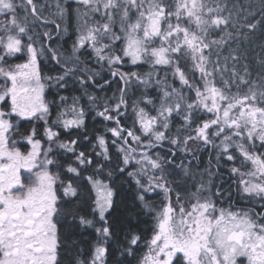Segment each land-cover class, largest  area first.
<instances>
[{
	"label": "snow or ice",
	"instance_id": "obj_1",
	"mask_svg": "<svg viewBox=\"0 0 264 264\" xmlns=\"http://www.w3.org/2000/svg\"><path fill=\"white\" fill-rule=\"evenodd\" d=\"M38 23L43 31L36 30ZM52 26L57 39L74 31L70 53L52 46ZM258 32L264 37V0L258 9L239 0H0V101H11L10 112L0 111V264H64L62 249L67 264H109L113 242L114 264H126L128 257L136 264H264V55L253 65L244 49L256 46ZM259 47L264 52V40ZM85 51L107 66L112 79L104 85L117 83L119 96L106 98L102 108L88 92L104 85L82 59ZM19 53L25 62L9 64ZM41 59L62 71L42 74ZM126 59L149 70L121 71ZM69 78L96 117L114 124L106 130L117 163L107 172L101 163L85 176L92 156L77 151L79 138L61 140L53 130L86 128L81 97L69 105L61 96L65 107L50 118L45 81L63 89ZM129 101L132 128L119 119ZM13 115L43 121L48 147L33 126L23 137L31 147L21 152L11 135L16 126L5 118ZM177 117L181 123L172 133ZM96 140L95 155L111 161L105 137ZM165 142L171 147L162 153ZM193 144L211 146L217 169L221 160L231 162L228 171L238 181L227 188L215 182L222 174L211 171V159L199 172L183 157L176 163L178 153L195 155ZM117 175L135 185H129L130 207L117 200ZM85 206L90 214H82ZM141 212L152 219V235L138 256L144 238L131 220ZM65 225L69 231L62 235ZM77 228L95 230L87 257L72 239Z\"/></svg>",
	"mask_w": 264,
	"mask_h": 264
},
{
	"label": "trees",
	"instance_id": "obj_2",
	"mask_svg": "<svg viewBox=\"0 0 264 264\" xmlns=\"http://www.w3.org/2000/svg\"><path fill=\"white\" fill-rule=\"evenodd\" d=\"M45 0H37V3H44ZM249 2H252L254 6L258 9L259 8V0H239L240 4L247 5ZM47 11L45 12V15H47ZM53 28V36L54 40L52 41V46H61L66 54L70 53V46L75 39V33L74 31L70 32L68 35L63 36L62 38L57 39L56 38V33L54 31V26ZM36 30L37 31H43L44 29L41 27V25L38 23L36 25ZM264 40V37L260 36L259 32L257 33V39H256V46L252 47L248 44L244 45V49L247 50V56L250 61H252L253 65L255 64L254 57L264 55V52H262L261 48L259 47V44L261 41ZM26 42V41H25ZM27 59L26 55L23 53L17 54L16 57L11 58L8 63L9 64H16V63H24L25 60ZM82 59H87L89 61V67L94 69L95 71L99 72V75L96 77V82L100 85H104L105 80H111L110 73L107 71V66H105L103 69L100 67V65L96 64L94 61L91 60L90 53L85 51L82 53ZM38 64L41 68L42 74L44 75H56L58 72L62 71V69L59 68V66L55 65L54 62L50 60H44L41 59L38 61ZM121 70V68H120ZM148 65L146 64H138V65H132L129 69L124 70V71H137V72H147ZM122 71V70H121ZM118 79V78H117ZM1 82H5L3 78H0ZM45 89H44V99L45 101L49 104L50 106V118L55 119L57 112L65 107V105L60 103V97L64 96L67 97V103L70 105L72 102V97H81V104L84 106L86 109L87 115H86V128L85 129H72L71 133H67L63 130V128L60 127H54V131H58L60 133V139L61 140H70V139H77L79 138L80 143L77 145V151H85L87 154L91 155L94 163L93 165L88 168L86 171H84V175H88L91 173L98 164L103 163L105 166V172L110 167H114L117 163V155H116V150H114V147L112 146V140L114 139L111 135L110 132H108L106 129L113 127L114 124L112 121H105L100 117H96V110H93L89 102L87 100V97L83 95V92L80 88V85L73 79L69 78L67 82V86L63 89L58 88L52 81H45ZM177 87H179V83L177 82ZM117 90V83H112L111 87L104 85L103 90L96 88V87H89L88 92L96 95L99 97L97 103L103 107L104 101L106 98H110L113 96L115 93L116 96H119V93L116 91ZM151 91V90H150ZM154 94V93H153ZM129 95H132L129 93ZM136 95H139V91L136 92ZM135 96H133V99ZM6 101H0V111H5V112H10V98L6 97ZM8 108V109H7ZM123 111V109H122ZM155 114V113H153ZM96 117L95 119H93ZM6 119H9L11 123L16 126L13 130L14 133L12 134L13 138L16 140V147L22 151L25 152L27 144L25 140L23 139L24 136H26L32 129L33 126L37 128V131L39 135L37 136L38 139H41L42 145L44 148H47L45 146L48 145L47 141L44 140L43 136V128H44V122L39 120V121H32L31 123L26 122V120H18L14 121L13 116H6ZM67 118H71V114L68 115ZM121 120V124L123 126H126L128 128H132L133 126V121L135 119L134 114L132 112V107H131V101H129V106L127 108L126 115H123L119 118ZM35 120V119H33ZM181 123L179 118H175L172 124V133H175L176 126ZM17 124V125H16ZM138 128V125H137ZM139 134V132H137ZM88 136V140H84V136ZM98 135H103L107 141V144L109 146L110 152L112 154V160L111 161H104L103 157H97L95 155L96 152L100 151L96 137ZM95 146V147H94ZM55 148V146H53ZM171 146L165 142L163 145V148L158 149V151H161L162 153H167V150ZM192 148L193 153L195 154L194 156L188 155L184 156L183 153H178L177 158H176V163H180L181 157L184 158V163L188 164L189 162L193 166L194 171H204L205 169L209 168V160L211 159L213 167H211V171L213 173L219 172L220 176H214L213 180L215 182H220L223 183V186L227 188L230 184H233V180L238 181V177H232L230 172L228 171L229 167L232 166L231 163L221 160L220 164L221 167L217 169L214 165L216 164V153L211 149V146H208L207 148L200 146L199 148L193 144L190 145ZM56 151H60L59 149H56ZM63 156V153H61ZM67 159L71 160L73 159L70 154L67 155ZM236 166H239L238 163H236ZM55 171V169H52ZM129 171L132 170V167H129ZM126 176V173H125ZM115 179V186L119 188V194L117 196V200L123 199L124 205L131 206L132 200H133V193L132 191L129 190V185L134 189L135 185L132 183L131 180H125L124 177L116 176L114 177ZM199 179V177H197ZM207 179V177H205ZM107 182V181H106ZM122 185V187H119ZM235 190V185H233V191ZM213 191H215V188H213ZM150 199L152 202L157 203L159 201V197L155 195H151ZM238 203H241L240 201H237ZM122 205L121 207L123 208ZM90 208L85 206L83 209L82 214H90ZM133 230L138 231L139 234L144 238L140 242V246L137 249V255H141L146 249L144 248V245L152 235L151 233V226H152V219L150 216H147L141 212V214L138 217H133L131 220ZM69 229L67 226H62L61 227V233L62 235H67ZM72 239L77 242L76 248L79 250H82L84 252L85 257L89 254V251L91 249V246L94 244L96 240V233L95 230L92 228H87V229H74ZM120 239H123V233L121 232L120 234ZM115 247V243L110 245V255H109V264H114L116 256H118V253L112 252V249ZM63 255L62 259L64 261V264H67V261L69 259L67 255V249H62L61 250ZM73 255H75V252L73 251ZM130 261V264H136V261L133 260L131 257L127 258V262Z\"/></svg>",
	"mask_w": 264,
	"mask_h": 264
},
{
	"label": "rangeland",
	"instance_id": "obj_3",
	"mask_svg": "<svg viewBox=\"0 0 264 264\" xmlns=\"http://www.w3.org/2000/svg\"><path fill=\"white\" fill-rule=\"evenodd\" d=\"M131 66H132V64L126 59L125 62H124V64H122V65L120 66V68H121L122 71H124V70L129 69ZM4 83H5V82H1V81H0V86L4 85ZM44 100H45V99H44ZM45 102H46V101H45ZM10 105H11V101H10ZM9 107H10V106H9ZM7 109H8V108H7ZM0 110H1V109H0ZM10 110H11V108H10ZM13 119H14L13 122L20 120L19 117H16V116H14V115H13ZM32 121H39V119H38V118H35V120H33V119H32V120H26V122H28V123H29V122L31 123ZM16 125H17V124H16ZM13 133H14V130L12 131L11 135H12ZM27 146H28V147H26V150H25L24 153H26V152L30 149V147H31L30 145H27ZM45 147H48V145L45 146ZM114 150H116L115 147H114ZM21 152H22V151H21ZM116 155H117V154H116ZM236 155L238 156V153H236ZM229 163H231V162H229ZM236 163L239 164V163H240V160L238 159ZM130 167H131V166H130ZM131 171H132V170H131ZM21 172H22L23 175H27L26 173H24V170H23V169L21 170ZM238 179H239V177H238ZM158 202H159V201H158ZM158 202H157V203H158Z\"/></svg>",
	"mask_w": 264,
	"mask_h": 264
}]
</instances>
